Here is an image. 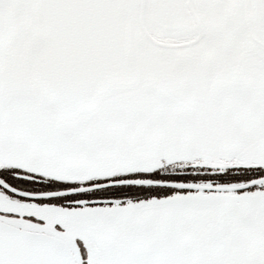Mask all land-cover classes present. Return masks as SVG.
Listing matches in <instances>:
<instances>
[{"label": "snow or ice", "instance_id": "1", "mask_svg": "<svg viewBox=\"0 0 264 264\" xmlns=\"http://www.w3.org/2000/svg\"><path fill=\"white\" fill-rule=\"evenodd\" d=\"M0 264H264V0H0Z\"/></svg>", "mask_w": 264, "mask_h": 264}]
</instances>
